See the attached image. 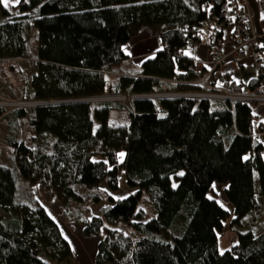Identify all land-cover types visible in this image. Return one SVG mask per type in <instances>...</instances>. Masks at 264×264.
<instances>
[{
  "label": "trees",
  "instance_id": "trees-1",
  "mask_svg": "<svg viewBox=\"0 0 264 264\" xmlns=\"http://www.w3.org/2000/svg\"><path fill=\"white\" fill-rule=\"evenodd\" d=\"M224 1L19 0L12 8L0 2V60L31 57L35 64L32 92L23 86L18 99L50 102L10 113L0 107V127L9 128L5 149L16 159L0 163V264L70 261L72 248L42 204L55 198L83 236L97 238L94 264H264V228L236 229L230 247L218 248L225 221L234 228L249 211L264 209L255 105L181 94L204 90L191 81L208 69L195 68L188 46L202 41L204 21ZM31 25L38 37L33 56ZM142 28L159 38V49L134 74L114 69L129 59L128 43ZM225 30L217 31L218 41ZM219 78L238 92L259 83L254 76L247 88L231 85V73L207 81ZM155 93L167 95L148 96ZM118 109L128 114L124 124L110 122ZM18 119L32 131H17ZM256 129L263 133L264 122ZM123 169L134 190L101 214L84 215L75 204L84 199L78 188L106 181L117 189ZM217 185L233 213L219 201Z\"/></svg>",
  "mask_w": 264,
  "mask_h": 264
},
{
  "label": "rangeland",
  "instance_id": "rangeland-1",
  "mask_svg": "<svg viewBox=\"0 0 264 264\" xmlns=\"http://www.w3.org/2000/svg\"><path fill=\"white\" fill-rule=\"evenodd\" d=\"M3 4V0H0ZM17 4L16 0H9L8 7L12 8ZM1 15V10H0ZM1 17V16H0ZM143 29V28H142ZM27 38L30 43L31 55L33 56L36 53V48L38 46V37L36 33V29L31 25L27 27ZM227 30V29H226ZM203 38L202 42H204L208 36V29L203 28ZM226 34V31H225ZM224 34V35H225ZM131 44V43H130ZM189 48V46H188ZM252 53V52H251ZM250 55V53H247ZM246 57V58H245ZM243 57V60L248 58V55ZM240 60V59H238ZM134 61L126 60L121 63L119 66H115L114 69L118 70H127L132 67ZM245 62H249V60H245ZM264 62V56H263ZM35 71V64L32 58H21V59H12L5 58L0 60V107L5 110V112L10 113L18 108H27L32 109L34 106L39 105L37 103H43L44 101H21L18 99V95L20 92V88L24 86L25 92H32L31 86V76ZM257 75V71L255 65L252 63H246L244 67H239L236 71L231 73V85L236 83H243L245 88H247L248 81ZM218 84L224 83L222 79H218ZM167 94L164 93H155L151 94V96H164ZM132 96V95H131ZM130 96V97H131ZM141 96V95H139ZM125 95L121 96H107L101 97V100L106 101H115V100H123L125 99ZM134 98V97H132ZM256 105L254 106V109ZM128 121V114L122 113L120 109L115 112L111 110L110 112V122L111 123H121L124 124ZM16 130L22 133L23 131L26 133L27 131H32V129L26 126L22 119H18ZM9 133V128L5 125L0 127V163L11 165L15 163V156L11 157L8 155L5 147L6 144V135ZM29 144L33 143L29 140ZM22 158L21 156H19ZM126 171L121 170L118 176V187L117 189H112L106 181L100 182L98 185L85 188L79 187L78 190L82 193L84 199L82 201L75 202L77 208L83 212L86 216L98 215L107 208L112 205L116 200L121 199L131 193L134 188L128 186L126 182ZM173 184L176 183L173 181ZM258 188V185H257ZM217 197L224 206L233 213V204L228 202L223 193V186L217 185ZM34 193L36 197H38V192L36 186H33ZM257 190V189H256ZM258 193V190H257ZM99 194L100 199L98 201L94 200V195ZM258 199L261 202V196L258 193ZM49 215L55 220L58 224L62 235L65 239L68 240L72 251L73 257L70 261L66 260L57 264H94V251L93 248L96 247V237H86L82 234V225L75 220H71L67 218L65 215L63 208L61 207L60 201L55 198L52 201H43L42 203ZM142 206L145 208L147 212V218L153 216V207L151 202L144 197L141 202ZM4 208L0 207V215L4 213ZM252 214H248L245 216L240 224L236 225L234 228L230 226V220L224 222V229L222 232H219L218 238V248L220 251H224L229 248L231 243L236 239V229H251L255 232H260L264 228V209L258 208L253 209ZM121 229H126L125 226L118 225ZM95 239L94 243L91 239ZM76 261V262H75Z\"/></svg>",
  "mask_w": 264,
  "mask_h": 264
},
{
  "label": "built area",
  "instance_id": "built-area-1",
  "mask_svg": "<svg viewBox=\"0 0 264 264\" xmlns=\"http://www.w3.org/2000/svg\"><path fill=\"white\" fill-rule=\"evenodd\" d=\"M254 1L257 5L258 23L251 0H225L221 5L220 13L204 21V28L208 29L212 43L209 46V62L206 65L204 61L195 58L194 66L197 70L207 67L208 72L199 79L191 81L199 84L204 90L181 94L264 105V0ZM222 28L229 30L231 41L228 52L224 50L223 41L217 40V31ZM192 45L194 46L195 43ZM247 52H252V64L255 65L256 77L259 81L254 90L238 92L223 84H211L207 81L210 74L221 77L236 71L241 67L237 63L238 59ZM132 97L136 96L132 95Z\"/></svg>",
  "mask_w": 264,
  "mask_h": 264
},
{
  "label": "crops",
  "instance_id": "crops-1",
  "mask_svg": "<svg viewBox=\"0 0 264 264\" xmlns=\"http://www.w3.org/2000/svg\"><path fill=\"white\" fill-rule=\"evenodd\" d=\"M225 31H224L225 35H223V46H224V50L228 52L230 49L231 40H230L229 30H225ZM208 41L209 39L207 38L204 42L201 41L200 43L188 48V51L191 53V55H193L197 59L204 61L206 65H208L209 62ZM159 47H160V41L157 36L153 35L148 28L140 29L137 35L133 36L128 43V53L130 55L128 60H130L131 62L134 61L133 62L134 65L132 67L130 66V68L127 70H121V71L128 74H132V73L134 74L139 69L141 60L147 56L153 55L159 49ZM247 53L243 57L248 55V58L245 60H249V62H245V60H243V57H241L240 60H238L237 62L238 65L241 66V68L244 67L246 63H252L251 53L250 55ZM253 113H254L255 131L258 135V138L264 143V132L259 133L256 129L257 124L259 122H264V105H260V104L256 105V108L254 109ZM252 213L253 211L251 210L245 216H247L248 214L250 215ZM91 240L94 243L95 239H91ZM97 242L98 240H96V247L93 248L94 258L97 251Z\"/></svg>",
  "mask_w": 264,
  "mask_h": 264
},
{
  "label": "water",
  "instance_id": "water-1",
  "mask_svg": "<svg viewBox=\"0 0 264 264\" xmlns=\"http://www.w3.org/2000/svg\"><path fill=\"white\" fill-rule=\"evenodd\" d=\"M251 4H252L253 8L255 9L256 21L258 23V12H257L256 2L254 0H251ZM148 96H151V95H148ZM43 103H50V102H43ZM43 103H37V104H43Z\"/></svg>",
  "mask_w": 264,
  "mask_h": 264
},
{
  "label": "snow or ice",
  "instance_id": "snow-or-ice-1",
  "mask_svg": "<svg viewBox=\"0 0 264 264\" xmlns=\"http://www.w3.org/2000/svg\"><path fill=\"white\" fill-rule=\"evenodd\" d=\"M17 3H19V0H16ZM8 3H9V0H3V4H4V7H8ZM123 155V154H121ZM181 175H183V173H181Z\"/></svg>",
  "mask_w": 264,
  "mask_h": 264
}]
</instances>
